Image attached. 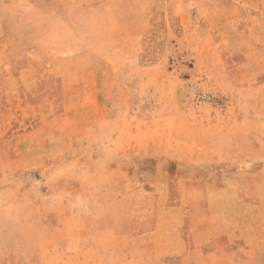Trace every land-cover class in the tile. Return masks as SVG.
Returning <instances> with one entry per match:
<instances>
[{
	"label": "rangeland",
	"instance_id": "rangeland-1",
	"mask_svg": "<svg viewBox=\"0 0 264 264\" xmlns=\"http://www.w3.org/2000/svg\"><path fill=\"white\" fill-rule=\"evenodd\" d=\"M0 264H264V0H0Z\"/></svg>",
	"mask_w": 264,
	"mask_h": 264
},
{
	"label": "crops",
	"instance_id": "crops-1",
	"mask_svg": "<svg viewBox=\"0 0 264 264\" xmlns=\"http://www.w3.org/2000/svg\"><path fill=\"white\" fill-rule=\"evenodd\" d=\"M134 15H137V16L142 17V18L147 16V14L142 9L134 11Z\"/></svg>",
	"mask_w": 264,
	"mask_h": 264
}]
</instances>
